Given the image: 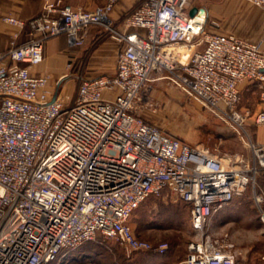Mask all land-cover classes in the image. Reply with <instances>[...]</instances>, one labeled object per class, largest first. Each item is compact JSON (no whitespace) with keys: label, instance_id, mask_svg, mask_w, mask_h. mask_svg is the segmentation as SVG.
Segmentation results:
<instances>
[{"label":"built area","instance_id":"2783aa9c","mask_svg":"<svg viewBox=\"0 0 264 264\" xmlns=\"http://www.w3.org/2000/svg\"><path fill=\"white\" fill-rule=\"evenodd\" d=\"M119 1L87 9L44 0L28 21L2 18L29 25L32 38L0 53V264H51L99 235L163 254L168 242L140 238L130 219L167 190L190 206L196 231L184 264H239L232 245L207 227L243 194L257 163L264 170V143L251 141L253 165L218 155L146 120L137 100L153 72H162L240 132L251 115L239 111L240 85L264 81L263 42L207 31V10L193 0H138L117 24L111 13ZM249 1L264 10V0ZM92 25L119 42L116 72L53 97L62 78L54 84L33 70L44 61L45 41L64 34L81 46ZM256 121L264 123V111Z\"/></svg>","mask_w":264,"mask_h":264},{"label":"rangeland","instance_id":"374dc122","mask_svg":"<svg viewBox=\"0 0 264 264\" xmlns=\"http://www.w3.org/2000/svg\"><path fill=\"white\" fill-rule=\"evenodd\" d=\"M193 4L207 10V31L259 39L264 23V10L249 0H193ZM123 17L124 15L121 19ZM98 27L103 30V35L111 36L110 32L101 26ZM70 77L71 75L62 78V85H65ZM51 78L54 84L61 79L53 76ZM164 80L184 92L171 79ZM142 101L137 100V107ZM156 102L149 100L146 106L151 110H156L158 106V125L167 132L194 145L206 147L212 152H219L222 156H235L251 165L254 164L250 144L256 141L254 132L259 123L255 117L258 113L252 120L247 117L243 129L238 132L232 120L219 116L218 112L199 100H158V104ZM239 111L248 110L243 111L239 104ZM219 126L223 129H219ZM251 175L252 179L243 194L236 196L231 204L214 214L207 230L213 237L232 245L239 263L242 261L247 264H263L261 258L264 254V170L257 163L256 171L251 172ZM163 194L148 197L134 212L132 219L137 224L135 232L138 235L137 232L144 229L142 234L147 235L148 240L153 243L158 240L168 242L166 254L174 258H184L189 241L196 235L191 223L190 206L177 199L169 190ZM259 196L262 197L261 201L258 200ZM158 232L163 233L160 239ZM157 263L156 251H130L116 239L102 236L77 248L64 250L54 264Z\"/></svg>","mask_w":264,"mask_h":264},{"label":"crops","instance_id":"0c3cea01","mask_svg":"<svg viewBox=\"0 0 264 264\" xmlns=\"http://www.w3.org/2000/svg\"><path fill=\"white\" fill-rule=\"evenodd\" d=\"M63 1L73 6H82L87 9H94L105 2V0ZM137 2L138 0H120L111 13L113 21L118 24L121 17L128 13ZM43 4L44 0H0V53L7 51L14 44H23L32 38L29 25L25 28H20L4 21L2 18L11 15L28 21L41 13ZM262 25L259 39L249 38V40L263 42L264 45V23ZM16 32L19 33V36L14 38ZM84 33L85 43L82 46H72L64 34L52 36L45 41L44 61L33 68L34 72L40 75L49 74L53 78L61 77L64 79L71 75L65 85H62L61 81L60 85L55 86L53 97L64 96L67 93L74 94L81 79L93 78L104 74L111 75L116 72L119 42L112 36L103 35V30L98 26L92 25ZM162 75V72H153L151 80L140 92L139 100L143 101L138 105V113L146 120L157 125L158 106L156 110H151L146 106L147 101L156 100L158 104V100H196L171 86L167 80H164ZM75 85L76 87L74 88ZM240 90L242 96L240 107L243 111H250L249 120H252L255 114L264 111V81H245L240 85ZM219 129H223V127L219 126ZM254 133L255 143H264V123L257 124ZM217 153L221 155L219 152ZM184 204L186 205L185 202ZM130 222L134 230H137V224L133 222L132 217ZM143 230H139L137 233L141 238L148 240V236L142 234ZM162 234V232H158V239L162 237ZM158 242L161 241L158 240ZM184 259L185 257L174 258L166 253H158L157 264H184ZM239 264L247 263L240 261Z\"/></svg>","mask_w":264,"mask_h":264},{"label":"trees","instance_id":"16d2710c","mask_svg":"<svg viewBox=\"0 0 264 264\" xmlns=\"http://www.w3.org/2000/svg\"><path fill=\"white\" fill-rule=\"evenodd\" d=\"M98 237H102V236H101V235H99ZM148 251H151V252H152V251H154V250H148ZM63 252H64V251H63ZM63 252H61V253H60V255L57 257V259H56L55 261H53L51 264H54V263H56V262H57V261L60 259V257H61V255H62V253H63ZM140 252H143V251H142V250H140ZM185 257H186V256H185Z\"/></svg>","mask_w":264,"mask_h":264},{"label":"water","instance_id":"95a60500","mask_svg":"<svg viewBox=\"0 0 264 264\" xmlns=\"http://www.w3.org/2000/svg\"><path fill=\"white\" fill-rule=\"evenodd\" d=\"M197 9H198L197 7L193 8V9L191 10V14H194V13L196 12ZM202 9H203V7L200 8V10H202Z\"/></svg>","mask_w":264,"mask_h":264},{"label":"bare ground","instance_id":"6f19581e","mask_svg":"<svg viewBox=\"0 0 264 264\" xmlns=\"http://www.w3.org/2000/svg\"><path fill=\"white\" fill-rule=\"evenodd\" d=\"M206 15H207V11H205ZM258 200L261 201L260 197H258Z\"/></svg>","mask_w":264,"mask_h":264}]
</instances>
